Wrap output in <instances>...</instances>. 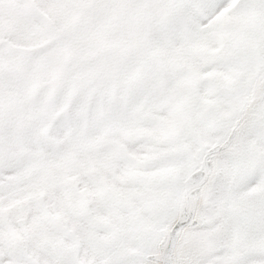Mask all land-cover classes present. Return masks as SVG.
I'll return each instance as SVG.
<instances>
[{
  "label": "snow or ice",
  "instance_id": "6c2138e0",
  "mask_svg": "<svg viewBox=\"0 0 264 264\" xmlns=\"http://www.w3.org/2000/svg\"><path fill=\"white\" fill-rule=\"evenodd\" d=\"M0 264H264V0H0Z\"/></svg>",
  "mask_w": 264,
  "mask_h": 264
}]
</instances>
